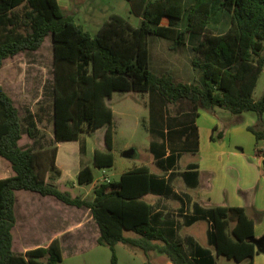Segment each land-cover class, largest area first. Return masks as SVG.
Here are the masks:
<instances>
[{"label":"trees","instance_id":"trees-1","mask_svg":"<svg viewBox=\"0 0 264 264\" xmlns=\"http://www.w3.org/2000/svg\"><path fill=\"white\" fill-rule=\"evenodd\" d=\"M127 1L130 11L141 17L139 25L111 12L92 35L58 0H0V69L6 59L37 50L46 36L51 38L54 142L49 147L39 145L36 114L27 110L22 121L0 84V157L11 171L0 177V264H63L58 238L24 252L13 249L14 226L21 224L16 213L18 190L89 209L99 230L95 241L110 248L111 264H116L117 243L156 251L174 264H216L219 256L226 259L224 264H254V222L240 206H196L200 214L184 218L185 225L199 219L209 223L206 235L211 248L192 237L173 240L166 235L153 219L161 214L152 215L153 206L145 195L173 193L165 178L151 173L145 164L124 171L116 181L100 182L91 199L49 180L50 171L60 174L56 143L77 140L81 132L103 126L105 149H94L92 166L113 165V111L106 99L114 91L154 90L168 104L185 98L208 111L214 107L235 114L255 111L256 123L247 129L256 140L264 139V94L253 97L264 68V0H194L189 6L185 0ZM215 4L229 14V24L220 32L210 26ZM184 12L187 20L180 24ZM150 35L169 39L172 48L189 41L194 51L191 64L200 69V79L176 82L170 72L152 71ZM24 135L30 141L22 145ZM92 166L79 169V184L94 180Z\"/></svg>","mask_w":264,"mask_h":264},{"label":"crops","instance_id":"crops-1","mask_svg":"<svg viewBox=\"0 0 264 264\" xmlns=\"http://www.w3.org/2000/svg\"><path fill=\"white\" fill-rule=\"evenodd\" d=\"M58 2L63 9L73 11L74 18H76L78 8H71L74 5L73 0H58ZM81 4H85L88 10L98 11V6L87 0H82ZM107 17H103L97 29ZM163 23H166V20ZM176 51L175 60H171L168 54H162L159 51L158 64L155 65V69L151 70L156 73H164L169 69L184 72L183 64L178 58L179 52ZM150 57L149 50V64ZM115 92L117 91L106 99V103L113 111L114 163L116 159L114 153L117 133L116 113L115 107L111 106L110 102ZM135 92V94H121L117 99L121 104L127 102L135 107L138 106V109L136 108L138 112L141 110L145 112L136 117L145 132L146 149L151 155L150 165L147 166L151 173L165 178L173 193L171 196L154 193L145 195V199L153 206L152 215L161 214L153 219L166 235L173 236V240L192 237L201 246L211 248L207 242V235L206 239L204 237L209 223L205 219H199L192 224L185 225L182 223L184 218L194 214L199 215L200 212L196 206L202 208L217 205L243 207L245 213L254 222V237L251 241L254 240L256 252L253 263L264 264V156L260 155V152L264 150V139L256 140L253 133L247 129V126L256 123L257 114L248 113L252 111L235 114L221 107H214L208 111L200 105L197 108L194 107L185 98L178 99L174 104H168L154 90ZM117 107L122 109L120 105ZM82 142L85 152L87 139L83 138ZM56 144L55 164L60 174L56 175V179L54 177L53 182L59 180V176L64 172L59 164V142ZM99 148L104 150L105 143ZM94 149L91 152V164ZM135 152L133 149V154ZM79 153L80 160H83L85 154L82 150ZM169 159L172 160L169 161ZM157 160L164 162L160 164ZM0 162L4 166L3 175L0 177L9 175L8 167L1 160ZM139 165L143 164L121 163L118 176L120 177L124 171ZM83 166L80 163L77 173ZM103 179L110 180L107 175H103ZM29 195L35 201H31ZM22 208L19 216L20 235L25 230L26 232L32 231V227L36 229V235L27 241L20 236L16 239L14 232L20 222L15 224L13 245L20 252L37 246H46L53 238H58L62 249L63 264H111L110 248L97 244L95 241L99 230L89 209L66 205L52 196L38 194H26ZM25 219L28 221L26 222ZM201 221L206 222V227L201 225ZM125 234L131 235L132 233L126 231ZM115 255L116 264L144 262L174 264L164 254L156 251L144 252L123 243L115 245ZM225 262L226 259L222 256L216 258V264Z\"/></svg>","mask_w":264,"mask_h":264},{"label":"rangeland","instance_id":"rangeland-1","mask_svg":"<svg viewBox=\"0 0 264 264\" xmlns=\"http://www.w3.org/2000/svg\"><path fill=\"white\" fill-rule=\"evenodd\" d=\"M82 0H73L74 5L71 8H78L75 21L81 24L83 28L90 34H95L97 25L101 23L103 17L111 12L118 13L128 19L133 25H139L141 17L135 15L130 11V5L127 0H87L89 3L98 6V11L87 8L85 4H81ZM194 0H185V6H189ZM186 12L180 20V24L186 23ZM229 24V14L223 11L218 4H215L214 11L210 20L211 29L215 32L223 31ZM197 36V35H195ZM148 44L150 50V68L155 69L158 64V52L165 53L171 60H175V51L179 52L178 58L182 62L184 72H177L174 69H169L173 79L176 81H191L193 79L199 80L201 71L197 67H193L191 59L194 56V51L189 41L186 44H179L176 48H172L169 39L159 37L157 35H150L148 37ZM169 59V61H170ZM175 68V67H174ZM0 84L4 90L11 96L19 116L22 121L23 116L28 110L35 113L37 116V126L40 128L41 136L38 137L40 146L49 147L53 142V123H52V46L50 36H46L41 46L34 51H26L17 54L16 56L6 59L0 69ZM135 91L115 92L111 100V106L115 107V127L117 130L114 141L115 163L106 168L93 167L94 180L91 183L81 185L77 182V169L82 163L91 164L92 149L99 148L104 145L105 126L96 129L92 133L81 132L77 140L61 141L59 142V164L63 168V174L59 176V180L55 181L58 188L67 190L73 195H78L83 198H92L94 195L93 189L103 179V175H107L111 181L119 179L118 172L121 163L127 165L131 164H145L150 165L151 155L146 149V135L138 118L141 114H145L141 110L138 112V106L130 105L127 102L121 104L118 96L121 94H135ZM264 94V68L261 71L256 87L253 91V97L258 99ZM120 105L122 109L117 107ZM122 113V114H121ZM255 115V111L248 112ZM125 114V115H124ZM23 123V122H22ZM24 124V123H23ZM83 138L87 139V147L84 152ZM30 140L24 135L20 144L25 145ZM128 148L135 149V153L130 157H125L122 152ZM80 150L85 154L83 160H80ZM0 160L5 161L0 157ZM92 166V164H91ZM2 163L0 162V176L3 175ZM9 171L8 174H10ZM49 180L55 179L56 174L50 171ZM52 180V181H53ZM32 192L25 190L16 191V213L20 215L23 210V202L26 194ZM37 195L36 193H32ZM31 201V195H29ZM31 209V208H30ZM85 210V209H83ZM27 222L28 219H25ZM201 225L206 227V222L201 221ZM20 223L15 230V237H23L25 241L32 239L36 234L32 227V231L25 232L20 235ZM19 230V231H18ZM206 239V234L204 232ZM17 250V247H13Z\"/></svg>","mask_w":264,"mask_h":264},{"label":"water","instance_id":"water-1","mask_svg":"<svg viewBox=\"0 0 264 264\" xmlns=\"http://www.w3.org/2000/svg\"><path fill=\"white\" fill-rule=\"evenodd\" d=\"M132 154H133V149L132 148H128V149H126V150H124L123 152H122V155L123 156H125V157H130V156H132ZM254 241V240H253ZM252 241V242H253ZM254 243V242H253Z\"/></svg>","mask_w":264,"mask_h":264},{"label":"built area","instance_id":"built-area-1","mask_svg":"<svg viewBox=\"0 0 264 264\" xmlns=\"http://www.w3.org/2000/svg\"><path fill=\"white\" fill-rule=\"evenodd\" d=\"M260 155H261V156H264V150H262V151L260 152Z\"/></svg>","mask_w":264,"mask_h":264}]
</instances>
